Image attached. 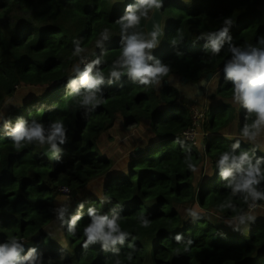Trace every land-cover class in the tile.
<instances>
[{"label": "trees", "instance_id": "1", "mask_svg": "<svg viewBox=\"0 0 264 264\" xmlns=\"http://www.w3.org/2000/svg\"><path fill=\"white\" fill-rule=\"evenodd\" d=\"M133 2L0 0V110L18 88H45L6 111V116L13 122L22 116L46 125L61 119L68 128L62 162L54 164L39 145L26 144L16 151L0 125V243L19 237L26 242V249L36 247L43 254L44 264H115L117 257L102 251L99 244L84 249L83 228L89 223V207L107 213L119 204L120 227L130 233L124 245L117 246L121 264H264V220L251 224L248 236H237L215 227L203 216L190 221L186 211L198 205L225 218L233 215L231 210L219 208L230 190L219 177L216 161L235 142L223 129L238 121L241 130L246 122L245 110L233 102L232 85L224 80L223 66L230 54L222 50L212 58L198 37L202 32L218 30L222 20L231 17L233 42L238 46L256 44L264 36V0H165L164 38L154 55L170 64L169 75L160 85L133 84L126 76L106 84L102 86L104 102L85 116L78 99L65 93L73 65L79 62V57L72 55L73 42L78 40L85 49L82 55L95 59L102 51L96 41L105 28L109 29L101 65L107 76L121 54L116 21ZM148 19H141L139 31L147 33ZM178 30L184 40L173 47L170 41ZM211 75L218 87L212 102L200 105L205 117L199 148L195 141L182 136L193 126L190 107L181 102L179 88L165 85V81L175 78L198 85ZM41 105L56 107L40 111ZM118 114L125 118L127 129L137 127L143 117L150 120L154 137L150 145L138 146L145 152L132 157L127 173L114 175V163L98 153L97 140ZM178 139L185 147L177 143ZM189 146L197 173L185 163V148ZM251 148L241 142V150ZM256 156H264V150L258 148ZM98 179H106L101 197L84 202V216L76 234H69L66 228L57 231L52 210L63 196L59 188L68 186L76 194ZM259 188L264 190V182ZM104 197L111 202H102ZM233 203L247 210L239 197H234ZM258 204L257 209L264 201ZM141 215L149 220L148 227L141 226ZM49 231L56 234L55 239ZM177 234L193 241L189 251L183 242H176Z\"/></svg>", "mask_w": 264, "mask_h": 264}, {"label": "clouds", "instance_id": "2", "mask_svg": "<svg viewBox=\"0 0 264 264\" xmlns=\"http://www.w3.org/2000/svg\"><path fill=\"white\" fill-rule=\"evenodd\" d=\"M162 7L163 0H134L126 5L124 14L116 21L120 26L121 54L112 64L107 76L101 65L104 42L110 37L109 29L105 28L100 33V39L96 41V46L102 51L95 59L89 60L82 55L85 49L78 40L73 42L72 55L79 57V62L73 65V75L65 84V93L66 97L78 99L79 106L85 110V116L104 102L102 86L106 84L112 85L126 76L133 84L160 85L162 78L169 75L172 70L170 64L154 55L164 34L162 26L153 24L152 30L147 33L138 30L142 18H149L150 12L154 15ZM232 26V18L226 17L218 30L202 32L198 40L204 41V50L210 53L212 58L219 56L222 50L230 54V59L223 66L224 80L232 85L233 102L246 112V122L240 130L239 138L230 146V150L224 151L216 161L219 177L230 190L229 197L219 208L229 209L233 213L224 220V224L234 232L242 233L255 222L256 216L253 213L259 207L258 202L264 201V190L259 188L264 182V156H256L264 138V36L259 37L254 45L246 43L238 46L230 35ZM183 40L184 36L178 30L170 43L176 47ZM45 107L53 110L56 106L41 105L38 110L42 111ZM0 125L3 135L12 142L16 151H20L26 144H36L46 149L45 155L50 159L57 163L62 162L64 146L68 143V128L61 119L50 121L46 125L38 120H28L20 116L13 122L0 110ZM242 141L252 145V148L241 150ZM177 143L185 147L184 141L178 139ZM185 151L188 153L185 158L188 169L197 173L199 169L192 163L191 147H186ZM234 197H239L247 205V210L238 208L233 203ZM102 202L111 201L104 197ZM84 208V202L77 204L75 212L71 214L70 204L67 202H62L54 208L52 211L57 231L66 228L69 234L75 235L78 223L84 216ZM186 211L193 222L202 218L195 206ZM87 216L89 223L83 228L84 249L99 244L102 251L113 253L117 257L115 264H121L120 249L117 246L124 245L130 233L120 227V205H115L107 213H101L98 208L91 206L87 209ZM138 219L142 227L149 226L150 222L144 216L141 215ZM49 236L56 238L52 231H49ZM175 240L177 243H184L185 251H189L193 244L191 239L185 241L182 234H177ZM25 243L19 237H12L0 243V264H44L43 254L36 247L26 249ZM129 247L133 245L129 244ZM127 258L129 261L132 259L131 253Z\"/></svg>", "mask_w": 264, "mask_h": 264}, {"label": "rangeland", "instance_id": "3", "mask_svg": "<svg viewBox=\"0 0 264 264\" xmlns=\"http://www.w3.org/2000/svg\"><path fill=\"white\" fill-rule=\"evenodd\" d=\"M169 83L179 88L181 102L185 105H188L189 107L193 103H197L199 106L211 103L212 96L216 93L218 87L217 81L210 76L198 85L189 84L184 80L175 78L170 80ZM43 91H46V89L18 88L16 95L5 103L2 111H4L6 115V111L9 109L18 107L22 101H25V99L35 97L41 94ZM140 122L141 123L137 127L127 129L125 128V118L118 114L115 116L111 126L105 132H103L97 140L98 153L103 155L105 158L112 160L114 163V175L127 173L130 160L136 154L137 150L139 152L141 151L140 147L138 148V146L147 144L150 145L151 139L154 137L151 128V121L143 117L140 119ZM238 127L239 122L235 121L229 126L225 127L222 132L226 134L229 139H233L235 141L237 138H239L240 134ZM197 132L198 136L195 139V143L199 148H201L203 140L202 137L204 136L203 124L200 123L197 128ZM182 136L185 140H188L183 134ZM242 143L244 142L242 141ZM244 144L250 145L247 143ZM136 148L137 150L135 151ZM259 148L264 150V138H262ZM210 169L211 166L207 165V170ZM210 173L212 175L215 174L213 170ZM105 180L106 179H98L93 181L81 192H76V194H72V196L64 197L60 195L55 206L58 207L62 202H67L70 204V213H72L76 209L77 204L80 202L101 197ZM195 207L205 219L212 221L215 227L222 229L229 235L248 236L249 233L247 231L249 230V226L254 223H251L247 230L242 233L234 232L231 228L224 224V220L227 218L222 217L221 215L216 214L207 208H201L198 205ZM253 214L256 216L255 222L264 220V206H261L259 209L255 210ZM189 219L190 221H193L190 217Z\"/></svg>", "mask_w": 264, "mask_h": 264}, {"label": "built area", "instance_id": "4", "mask_svg": "<svg viewBox=\"0 0 264 264\" xmlns=\"http://www.w3.org/2000/svg\"><path fill=\"white\" fill-rule=\"evenodd\" d=\"M191 112H193V126L183 131V135L191 141H195L198 136L197 128L200 125L201 121L204 119L205 114L201 107L197 103H193L190 106ZM64 189H68V191H64ZM59 192L65 196H72L73 191L68 186H63L59 188Z\"/></svg>", "mask_w": 264, "mask_h": 264}, {"label": "water", "instance_id": "5", "mask_svg": "<svg viewBox=\"0 0 264 264\" xmlns=\"http://www.w3.org/2000/svg\"><path fill=\"white\" fill-rule=\"evenodd\" d=\"M164 2H165V0H163V3ZM262 14L264 15V4L262 6ZM153 24H160L162 26V28H163V33H164L162 8L159 11L155 12L154 15L152 13L151 16L149 17V19L147 20V23H146V31L147 32H150L152 30ZM163 38H164V34L161 37V43H162ZM210 77H212V75ZM168 84H169V82L165 81V85H168ZM45 151H46V149L43 148V154L44 155H45ZM144 152H145L144 150H141L140 152L137 150L135 155H139V154L144 153ZM45 156L47 158H49L47 155H45ZM50 160L53 161L54 164H58L55 160H52V159H50ZM39 240H40V237H38L36 239V242L39 241Z\"/></svg>", "mask_w": 264, "mask_h": 264}]
</instances>
